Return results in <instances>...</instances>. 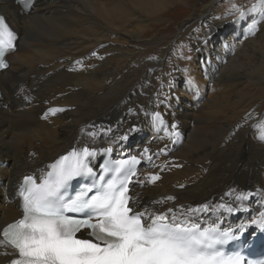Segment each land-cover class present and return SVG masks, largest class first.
<instances>
[{
  "label": "bare ground",
  "instance_id": "6f19581e",
  "mask_svg": "<svg viewBox=\"0 0 264 264\" xmlns=\"http://www.w3.org/2000/svg\"><path fill=\"white\" fill-rule=\"evenodd\" d=\"M223 4L36 0L24 13L12 0H0V13L19 36L16 50L7 57L8 68L0 71V229L21 214L17 197L21 179L41 175L57 156L82 143L140 159L143 149L149 148L151 160L141 159L139 182L131 185L138 211L183 212L203 204L215 208L235 204L236 195L254 190L248 212L231 214L215 208L196 215L200 222L235 227L264 211V141L257 138L260 128L249 135L246 131L264 101V22L250 34L240 24L249 26L259 16L221 14ZM243 4L239 7L245 10L259 8V0ZM189 6L191 11L176 32L179 54L174 57L176 46L170 40L160 44L155 37L165 29L171 10ZM239 33L242 38L233 44L231 39ZM215 36L220 37L218 45ZM183 42L206 53L198 60L206 78L223 74L230 83L228 87L223 83L225 88L204 106L191 103V111L179 97L190 87L182 81L180 54L188 47ZM52 108L64 111L52 114ZM156 111L162 113L164 127L152 126L151 114ZM190 119L197 124L189 134ZM171 123L178 125V137L169 136ZM133 126L143 131L128 142L120 140ZM157 173L158 181L147 180ZM167 196L175 200H165ZM9 258L0 249V264Z\"/></svg>",
  "mask_w": 264,
  "mask_h": 264
},
{
  "label": "snow or ice",
  "instance_id": "6c2138e0",
  "mask_svg": "<svg viewBox=\"0 0 264 264\" xmlns=\"http://www.w3.org/2000/svg\"><path fill=\"white\" fill-rule=\"evenodd\" d=\"M18 2L26 10L34 4V0ZM233 11L239 12L241 19L249 13L259 16L249 24L250 34L264 22V0H259V8L253 5L245 10L234 6ZM16 39L0 16V69L8 67L6 53L15 50ZM62 111L63 108L49 109L52 114ZM151 120L154 128L166 123L159 111L151 114ZM177 127L176 123L170 124V137L179 136ZM254 127L261 129L257 138L264 141V126ZM138 130L133 126L119 139L126 141ZM148 153L149 148L145 147L141 159L151 160ZM100 154L88 146L73 147L49 164L47 171L41 170L38 178L23 177L17 192L21 215L0 229V249L11 257L8 264H253L244 251L231 246L242 235L246 239L253 226L264 233V211L235 227L200 222L196 213L215 208L231 214L248 212L247 202L254 193L241 192L235 196L237 203L215 208L203 204L183 212L171 208L167 212L147 208L138 211L137 199L130 192L131 185L139 182L136 166L140 160L136 156L108 159L97 172L93 161ZM77 179L84 183L73 193L71 185ZM159 179L158 173L147 177L149 182ZM165 200L175 197L167 196ZM257 264H264V259Z\"/></svg>",
  "mask_w": 264,
  "mask_h": 264
},
{
  "label": "rangeland",
  "instance_id": "374dc122",
  "mask_svg": "<svg viewBox=\"0 0 264 264\" xmlns=\"http://www.w3.org/2000/svg\"><path fill=\"white\" fill-rule=\"evenodd\" d=\"M248 1L249 0H242V1L241 0H238V1H235V0H220V2L224 3V4H223L222 7L219 8L220 9L219 12L221 14L222 13L224 14L226 12L234 14L236 12L235 11L232 12V10H233L232 7H234V6H236V7L238 6L239 7V6H242V5L244 6L245 4H243V3H246ZM232 5H234V6H232ZM229 8L231 10H229ZM191 9L192 8L189 6V7H187L186 10H183V9H177V10L173 9V10H171L172 11V15H171V17H169L168 21L164 24L165 29L162 30L155 37V38L158 37L157 39H160V42H159L160 44H162L164 41H169L170 40L169 42H172L171 44L173 45V47L176 46V47L173 48L174 57H175V54L176 55L179 54V52H178V49H179L178 41L179 40L178 41H174L175 40V36H176V32L178 31L179 26H180L179 23L184 18H186L188 16V14L191 11ZM244 24L245 23H241L240 24L241 25L240 28L243 29V30H244V28H246V29L248 28V26L247 25L245 26ZM166 26H169V28L166 29ZM159 28H162V27H159ZM239 34L240 35H237L236 37L231 39L233 44L235 43L234 40H236L238 42V40L240 38H242V33H239ZM152 36L154 37L153 34H152ZM215 37L213 38V41L215 40L214 42H216L217 45H218L221 42L220 37H217V36H215ZM225 37H226V34H225ZM112 43H114L116 45H121V46L125 45V44H122V43H120L118 41H113V40H112ZM183 43H185V42H183ZM186 43L188 44L187 45L188 47L183 50L182 54H180V57H182V59H181V65H182L181 69L185 73V74L182 75V81L186 80L188 82V84L190 85V87H189L188 91L185 92V93L184 92H181V93L179 92V95H180L179 97L183 101H185L186 106H187L185 108L188 109V111H191V108H190L191 103H196L199 106H204L207 99L212 98V96H215L213 94L218 93L220 89L221 90L224 89L225 88L224 85L226 87H228L230 85V83H226L227 82L226 80H228L229 78H227L226 76H223V74L222 75L213 76V78L211 77V79L209 77L206 78V76L203 75L202 68L200 67V61H198L200 58L202 59V57H204L206 55V53L204 54L203 49H200L202 47H200V48L199 47H194L191 43H189V42H186ZM211 45L213 46V42H212ZM162 48L164 49L165 46L162 45L160 47V49H162ZM141 51H143V50H141ZM175 52H177V53H175ZM218 80L221 81V83ZM215 81H216V83H215ZM241 81H244V78H242ZM223 83H224V85H223ZM221 84H222V86H221ZM216 86H217V88H216ZM180 89L184 90L182 88V85H180ZM217 89H218V91H216ZM191 94H194V95H197V96L195 98H192V97H190ZM258 105H259V107L258 108L256 107V111H255L256 115H255V117L252 120H249V122H248L249 128L248 127L246 128V131H247L248 135L252 132L253 128L257 129V127H254V125H257V124H260V123L262 124V121H264V117H263L264 116V101L260 102ZM9 107H10V105H9ZM191 114L194 115L195 113L191 112ZM251 122H252V125H251ZM194 123H195V125L197 124L195 121H192V119L189 120V123H188L189 125H187L186 133H189V131L191 132V129L195 126ZM138 129L139 130L137 132H135V133L130 135L129 139L133 138L136 134L141 133L143 131V129H141L140 126H138ZM187 135L188 134H185L184 138L187 139ZM184 141H186V140L183 139L182 143H184ZM127 142H128V140H127ZM83 144L86 145V143H83ZM74 147H78V146H74ZM138 177L140 178V175ZM250 184L252 185V182H250ZM255 187H258V186H255ZM255 187L252 189V191L255 189ZM254 195H255V193H254ZM224 211H226V210H224Z\"/></svg>",
  "mask_w": 264,
  "mask_h": 264
}]
</instances>
